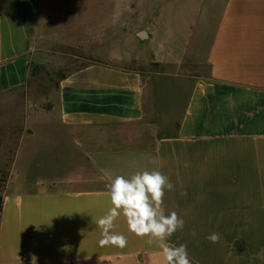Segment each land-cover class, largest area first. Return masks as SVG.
<instances>
[{
  "label": "crops",
  "instance_id": "1",
  "mask_svg": "<svg viewBox=\"0 0 264 264\" xmlns=\"http://www.w3.org/2000/svg\"><path fill=\"white\" fill-rule=\"evenodd\" d=\"M57 47L93 62L0 120V264H166L123 215L127 246L99 245L106 186L145 170L191 264H264V0H0V107Z\"/></svg>",
  "mask_w": 264,
  "mask_h": 264
},
{
  "label": "clouds",
  "instance_id": "2",
  "mask_svg": "<svg viewBox=\"0 0 264 264\" xmlns=\"http://www.w3.org/2000/svg\"><path fill=\"white\" fill-rule=\"evenodd\" d=\"M111 207L96 225L102 230L99 245L115 246L123 249L127 246V237L111 230L121 215L125 218L128 231L137 237L147 238L149 245L157 244L162 251L166 264H191L187 245L169 246L166 240L177 230H182L184 220L176 212L165 215L162 208L165 191L174 190V185L161 171L145 170L136 172L130 178L118 175L106 186ZM193 237L197 234L191 233ZM211 243L219 241V234L211 233L206 237ZM64 250H69L65 246ZM35 264L36 257L33 256Z\"/></svg>",
  "mask_w": 264,
  "mask_h": 264
},
{
  "label": "rangeland",
  "instance_id": "3",
  "mask_svg": "<svg viewBox=\"0 0 264 264\" xmlns=\"http://www.w3.org/2000/svg\"><path fill=\"white\" fill-rule=\"evenodd\" d=\"M134 7H144V0H130ZM171 3L173 0H167ZM200 1V0H198ZM136 17L144 18V9ZM144 22V21H143ZM51 65L36 67L35 78L28 84L25 91L12 92L9 100L0 107V120H6L12 128V134L21 128L20 120L29 112H39L48 108L55 100L58 80L75 69L92 63L86 54L74 48L57 47L53 50ZM103 63V62H102ZM2 179L0 178V191Z\"/></svg>",
  "mask_w": 264,
  "mask_h": 264
},
{
  "label": "trees",
  "instance_id": "4",
  "mask_svg": "<svg viewBox=\"0 0 264 264\" xmlns=\"http://www.w3.org/2000/svg\"><path fill=\"white\" fill-rule=\"evenodd\" d=\"M1 210H2V193L0 191V214H1Z\"/></svg>",
  "mask_w": 264,
  "mask_h": 264
}]
</instances>
